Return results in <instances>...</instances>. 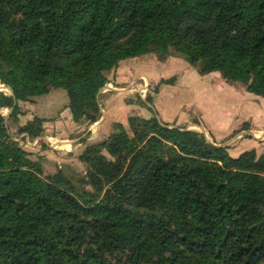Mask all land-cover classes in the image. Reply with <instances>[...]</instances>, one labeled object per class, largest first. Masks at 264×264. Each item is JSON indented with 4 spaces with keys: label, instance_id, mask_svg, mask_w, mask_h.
I'll use <instances>...</instances> for the list:
<instances>
[{
    "label": "trees",
    "instance_id": "trees-1",
    "mask_svg": "<svg viewBox=\"0 0 264 264\" xmlns=\"http://www.w3.org/2000/svg\"><path fill=\"white\" fill-rule=\"evenodd\" d=\"M170 49L264 97V0H0V108L62 88L95 121L111 69ZM128 122L84 149L86 190L43 177L0 112V264H264V153Z\"/></svg>",
    "mask_w": 264,
    "mask_h": 264
},
{
    "label": "rangeland",
    "instance_id": "rangeland-1",
    "mask_svg": "<svg viewBox=\"0 0 264 264\" xmlns=\"http://www.w3.org/2000/svg\"><path fill=\"white\" fill-rule=\"evenodd\" d=\"M199 67V64L192 65L186 61L174 49L165 55L150 52L124 59L107 73L108 82L97 93V111L101 108V113L95 114V121L91 116V120L74 122L66 107V91L52 88L48 93L34 96L28 101H18V114L12 115L11 108H0L8 126V139L17 142L31 152L32 159L41 162L43 177L62 170L72 185L86 190L91 189L89 185L82 186L77 182L87 170L81 158L84 149L107 139L117 123L128 129V118L131 116L149 118L154 115L158 120L167 119L170 126L197 131L209 142L219 145L220 142L211 139L202 127L199 112L206 113L207 121L216 119L215 116L220 117L226 102L222 92L217 91L211 82L226 78L219 71H212L214 75L202 79L201 76L210 72L200 74ZM226 81L245 87L239 81ZM1 91L10 94L6 88ZM148 97L151 100L148 101ZM20 126L30 127L41 139L22 142V138L16 136L22 133ZM248 128L249 124L245 123L243 129L234 131L226 138L224 146H229ZM14 137L20 142L15 141ZM61 146L65 149H60Z\"/></svg>",
    "mask_w": 264,
    "mask_h": 264
},
{
    "label": "crops",
    "instance_id": "crops-1",
    "mask_svg": "<svg viewBox=\"0 0 264 264\" xmlns=\"http://www.w3.org/2000/svg\"><path fill=\"white\" fill-rule=\"evenodd\" d=\"M211 73L213 72L204 76L199 75L202 79H207L209 75L215 74ZM214 82L215 80L211 84H215L216 90L222 92L226 106H223L224 110L220 117L215 116L216 119L211 118L208 121L205 119L206 113L200 111L199 122L202 127L210 134L211 139L222 144L230 134L241 130L243 124L248 123L247 131H242L245 134L239 135L229 144V154L236 157L243 151L251 149H254L257 154L264 153V97L250 93L245 87L229 83L226 80ZM163 121L170 122L167 119H163Z\"/></svg>",
    "mask_w": 264,
    "mask_h": 264
},
{
    "label": "water",
    "instance_id": "water-1",
    "mask_svg": "<svg viewBox=\"0 0 264 264\" xmlns=\"http://www.w3.org/2000/svg\"><path fill=\"white\" fill-rule=\"evenodd\" d=\"M0 82H1V80H0ZM6 88L10 92V94H13V91H12V89L9 86H6ZM219 145H223L224 146V143L219 144Z\"/></svg>",
    "mask_w": 264,
    "mask_h": 264
},
{
    "label": "bare ground",
    "instance_id": "bare-ground-1",
    "mask_svg": "<svg viewBox=\"0 0 264 264\" xmlns=\"http://www.w3.org/2000/svg\"><path fill=\"white\" fill-rule=\"evenodd\" d=\"M6 89H7V88H6ZM60 149H65V147H64V146H61Z\"/></svg>",
    "mask_w": 264,
    "mask_h": 264
}]
</instances>
